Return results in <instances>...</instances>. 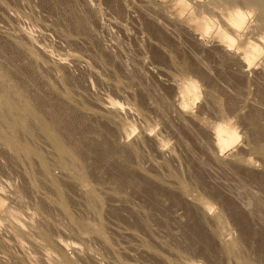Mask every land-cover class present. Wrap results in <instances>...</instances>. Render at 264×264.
<instances>
[{
  "label": "rangeland",
  "instance_id": "obj_1",
  "mask_svg": "<svg viewBox=\"0 0 264 264\" xmlns=\"http://www.w3.org/2000/svg\"><path fill=\"white\" fill-rule=\"evenodd\" d=\"M184 1L199 18L216 2ZM190 15L177 0H0V130L17 140L0 138V264H264V56ZM35 32L56 64L24 43ZM231 116L234 147L217 123Z\"/></svg>",
  "mask_w": 264,
  "mask_h": 264
},
{
  "label": "clouds",
  "instance_id": "obj_2",
  "mask_svg": "<svg viewBox=\"0 0 264 264\" xmlns=\"http://www.w3.org/2000/svg\"><path fill=\"white\" fill-rule=\"evenodd\" d=\"M89 2H91V0H89ZM262 5H264V0H262L261 5L255 4L254 0H216V2L211 5L212 14H209L207 11H205L201 13V19L204 22L208 23L209 25L216 24L217 26H220V22L223 21L225 24L228 25L229 29L233 30L235 34V38L237 39L238 43H240L243 47H249V46L258 47L259 54L261 56H264V6ZM183 7L185 9H188L192 15H195V12L193 11V4L184 3ZM232 17L238 18L239 22L237 24H232L230 21V18ZM39 31H40L39 29L36 30V32ZM36 32H35V37L38 43L31 40L29 37L28 39L30 43H26V42L24 43L30 46L36 53H38L43 58L44 56L41 55V52L47 54V56L50 57L48 55L47 50L49 49L53 50V48L50 47L47 42L40 43L36 36ZM41 35H43V33H41ZM47 61L51 64H56L57 62L55 57H50V59H48ZM63 63H67V61ZM257 67H259V65H257ZM65 91H67L66 88ZM105 106L107 107L108 105ZM217 123L223 124V126L231 130V134L227 142L228 147H234L235 145L240 144L243 141L244 134L240 125L237 122L236 116L226 117L224 121ZM168 147H170V145L164 146L165 149ZM79 162H80L79 163L80 169L87 176L89 182L94 186L95 191L99 193L100 197L103 198L102 202L96 201L93 198L92 202L95 205V211L94 213L90 214L91 219L94 220L96 224L101 228H106L109 232H111V225L108 223V221L105 218V208H106L105 196L108 193H106L103 187L96 184L89 177L85 165L80 160ZM185 195L188 196L189 199H192V196L188 195L187 191H185ZM173 253L175 254V256H180V259L174 258V256L172 255ZM168 254L172 257L174 264H187V262L183 259V257L179 252L170 251Z\"/></svg>",
  "mask_w": 264,
  "mask_h": 264
},
{
  "label": "bare ground",
  "instance_id": "obj_3",
  "mask_svg": "<svg viewBox=\"0 0 264 264\" xmlns=\"http://www.w3.org/2000/svg\"><path fill=\"white\" fill-rule=\"evenodd\" d=\"M256 0H254V2H255ZM262 1V0H261ZM185 3V1L184 0H177V5H178V7L182 10V7H183V4ZM256 4V3H255ZM258 5H261V3H259ZM264 6V5H263ZM189 19H191V20H194V21H197V23H198V26H199V28L202 30V31H206V30H208V24L206 23V22H204L202 19H201V17L199 18V16H196V15H190L189 16ZM231 20H232V22L233 23H235V24H237L239 21H238V18H236V17H234V18H230ZM28 34V33H27ZM220 34V36H221V38L223 37V39H226V40H229L230 38H228L226 35H224L223 33H219ZM31 35V34H30ZM247 53L245 54V56L246 55H248L249 54V51H246ZM4 79V78H3ZM6 79V78H5ZM9 83V82H8ZM10 84H11V82H10ZM2 87V86H1ZM22 87V86H21ZM3 89V88H2ZM15 89V88H14ZM194 89H195V86H194V84H192V83H190V84H188L187 86H185L184 87V89L182 90V93H191V92H193L194 91ZM8 91H10V90H8ZM1 92V91H0ZM20 93V92H19ZM0 94H2V93H0ZM13 94V93H12ZM3 95V94H2ZM19 96V95H18ZM8 97H9V95H8ZM23 97V96H22ZM10 100V99H9ZM16 101V100H15ZM28 101V100H27ZM1 102V101H0ZM18 102V101H17ZM29 102V101H28ZM19 103H20V101H19ZM4 104H6V103H4ZM8 105V104H7ZM11 105V104H10ZM18 105V104H17ZM12 106V105H11ZM21 106V105H20ZM10 107H8L7 108V106H6V110H8V111H6V112H9V110H11V108L9 109ZM14 108V107H13ZM2 110V109H1ZM1 110H0V114H1ZM4 110V109H3ZM2 110V111H3ZM12 112V111H11ZM32 112H33V110H32ZM43 112V111H42ZM5 113V110H4V112L2 113V114H4ZM30 113V112H29ZM5 115V114H4ZM9 116V115H8ZM17 116H20V115H18L17 114ZM30 116V115H29ZM33 116V115H32ZM42 116V115H41ZM58 116V115H57ZM6 116H4V119H6L5 118ZM16 117V116H15ZM14 117V118H15ZM24 117V116H23ZM60 117V116H59ZM0 118H2V117H0ZM27 118V117H26ZM3 119V120H4ZM8 119V118H7ZM6 119V120H7ZM28 119H31V118H28ZM5 120V121H6ZM17 120V119H16ZM18 121V120H17ZM0 122L2 123V121L0 120ZM4 122V121H3ZM12 122H14V121H12ZM20 122V121H19ZM18 122V123H19ZM30 122H31V120H30ZM39 122V121H38ZM6 124H8L7 122H5V124L3 123L1 126H5ZM14 124V123H13ZM11 125V124H10ZM8 126V125H7ZM37 126V125H36ZM44 127L45 128H47V124H44ZM5 128H6V126H5ZM4 127H3V130H7V128L5 129ZM19 128V127H18ZM220 127H218V128H216V132L217 133H219V135L222 137V132H223V130L222 129H219ZM2 130V129H1ZM0 130V138H2L4 141H7V143L8 144H11L12 142L11 141H13V139L14 138H12L11 136H10V134L8 135V134H6V133H4V132H6V131H4L3 132V130L1 131ZM15 130V129H14ZM8 131V130H7ZM28 131V130H27ZM12 132V131H11ZM17 132V131H16ZM32 132V131H31ZM44 132V131H43ZM7 133H9V131L7 132ZM221 133V134H220ZM224 133V132H223ZM35 134V133H34ZM12 135V134H11ZM18 135V134H17ZM12 139H11V138ZM62 137V136H61ZM216 137H218V135L216 136ZM63 139V138H62ZM217 140H220V137H219V139H217ZM3 141V142H4ZM16 141V142H15ZM21 141V140H20ZM1 142H2V140H1ZM14 143H17V140L16 139H14V141H13ZM7 143H6V145H7ZM13 143V144H14ZM56 146H57V148L59 149V150H61V151H65L66 149H68V147H66L65 145V143H63L59 138L57 139L56 138ZM15 145H17V148H18V145H19V143L18 144H15ZM14 145V146H15ZM12 147H14L13 145H11ZM228 146V145H227ZM16 148V147H15ZM19 148H20V145H19ZM72 149V148H71ZM24 152V151H23ZM62 154V153H61ZM30 157V156H29ZM253 160V159H252ZM249 161V160H248ZM76 165V164H75ZM249 165V164H248ZM253 166V165H252ZM80 176V175H79ZM7 184V183H6ZM8 185V184H7ZM6 188L4 187V186H2V185H0V194L2 195L3 193H4V191H7V190H5ZM14 196V195H13ZM15 197H16V195H15ZM17 198V197H16ZM15 198V199H16ZM17 200V199H16ZM2 203V199H0V204ZM4 206V205H3ZM12 208H8V210H6V220L8 221V225L11 227V229H13V230H17L18 228H19V226H21V218H20V216H19V214L18 213H16V212H14L13 210H11ZM1 221V220H0ZM1 228V227H0ZM14 241V240H13ZM15 243H16V245H18L19 247H21V248H23V245H25L24 243H23V240H21V239H18V238H15ZM62 243V242H61ZM67 244V243H66ZM68 245V244H67ZM70 246V245H69ZM72 247L73 248H75V249H78L79 248V246L78 245H76V244H73L72 243ZM45 255H47V253H44ZM50 254V253H49ZM48 254V255H49ZM47 255V256H48ZM51 256V255H50ZM50 256H48L47 258H49ZM51 258V257H50ZM49 258V259H50ZM52 259V258H51Z\"/></svg>",
  "mask_w": 264,
  "mask_h": 264
}]
</instances>
